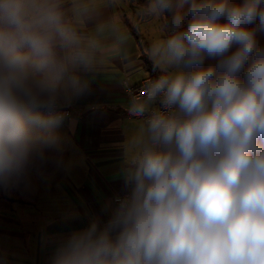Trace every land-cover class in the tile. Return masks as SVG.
<instances>
[{"label":"clouds","instance_id":"1","mask_svg":"<svg viewBox=\"0 0 264 264\" xmlns=\"http://www.w3.org/2000/svg\"><path fill=\"white\" fill-rule=\"evenodd\" d=\"M184 5L186 30L153 48L179 71L148 89L169 111L148 121L129 193L106 223L72 235L55 264H264V0ZM184 19L177 13L174 27ZM83 61L51 0H0V180L21 171L38 141H53L38 133L63 123L61 100L80 85L70 66Z\"/></svg>","mask_w":264,"mask_h":264},{"label":"crops","instance_id":"2","mask_svg":"<svg viewBox=\"0 0 264 264\" xmlns=\"http://www.w3.org/2000/svg\"><path fill=\"white\" fill-rule=\"evenodd\" d=\"M51 2L80 38L84 61L70 66L80 85L61 100L72 114L51 132L38 133L53 141H38L21 171L0 180V264H55L72 235L112 217L115 196L129 192L125 181L134 161L150 146L148 121L123 113L132 104L125 82L137 85L149 76L146 60L160 76L179 71L152 55L173 32L147 3ZM137 103L148 108L155 100L147 94Z\"/></svg>","mask_w":264,"mask_h":264},{"label":"built area","instance_id":"3","mask_svg":"<svg viewBox=\"0 0 264 264\" xmlns=\"http://www.w3.org/2000/svg\"><path fill=\"white\" fill-rule=\"evenodd\" d=\"M153 83V80L151 76L145 77L139 84L137 85H131L128 82H125L126 85V91L129 94L132 104L126 108L123 109V113L128 115V116H134V117H140L143 118L146 121H149L153 113L157 111H169L167 109H164L160 103V98L155 99V103L148 107L145 108L144 114L140 115L138 112L135 111L136 106L139 104L137 103V100L144 97L145 95L148 94V89L150 88L151 84ZM172 111H175L173 109ZM57 112L61 113L63 117L69 116L72 114L73 109L70 106H61L57 109ZM128 191L122 192L118 195L115 196V203L118 206V201L122 200L128 195Z\"/></svg>","mask_w":264,"mask_h":264},{"label":"trees","instance_id":"4","mask_svg":"<svg viewBox=\"0 0 264 264\" xmlns=\"http://www.w3.org/2000/svg\"><path fill=\"white\" fill-rule=\"evenodd\" d=\"M151 1L156 3V0H141V3L143 5L144 4L146 5V3L148 4ZM240 2H242V0H240ZM178 4H179V0H172V7L170 9L160 10L161 15L163 16L165 26L167 27L168 30H171L173 32V35L176 34V32L178 31L186 30L189 22V18L186 16L188 5H184L183 8H179ZM177 13L185 14L184 24L179 29H176L173 24V17ZM221 22L222 23L226 22V19L222 18ZM257 25H258V20L254 21L252 24L247 25V27L250 29H256ZM257 41L259 46H264V32H260L259 30H257ZM215 63H216L215 60H206L205 66L214 65ZM145 68L148 71L149 75L151 76L153 82L160 77V72H158L148 60L145 61Z\"/></svg>","mask_w":264,"mask_h":264},{"label":"rangeland","instance_id":"5","mask_svg":"<svg viewBox=\"0 0 264 264\" xmlns=\"http://www.w3.org/2000/svg\"><path fill=\"white\" fill-rule=\"evenodd\" d=\"M153 5H155V3L153 1L148 3V11L150 13H152L155 16L156 19H158L160 14H161V12H160V10L158 8L154 10L153 9Z\"/></svg>","mask_w":264,"mask_h":264},{"label":"water","instance_id":"6","mask_svg":"<svg viewBox=\"0 0 264 264\" xmlns=\"http://www.w3.org/2000/svg\"><path fill=\"white\" fill-rule=\"evenodd\" d=\"M141 8V10H143V8L142 7H140ZM141 17H143V15L141 14Z\"/></svg>","mask_w":264,"mask_h":264}]
</instances>
